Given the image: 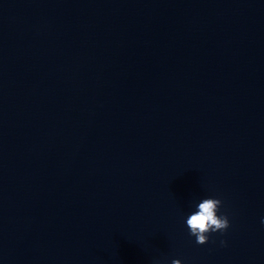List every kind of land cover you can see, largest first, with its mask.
Masks as SVG:
<instances>
[{
	"label": "water",
	"instance_id": "water-1",
	"mask_svg": "<svg viewBox=\"0 0 264 264\" xmlns=\"http://www.w3.org/2000/svg\"><path fill=\"white\" fill-rule=\"evenodd\" d=\"M262 218L264 0H0V264H264Z\"/></svg>",
	"mask_w": 264,
	"mask_h": 264
},
{
	"label": "clouds",
	"instance_id": "clouds-1",
	"mask_svg": "<svg viewBox=\"0 0 264 264\" xmlns=\"http://www.w3.org/2000/svg\"><path fill=\"white\" fill-rule=\"evenodd\" d=\"M222 200L216 197L202 199L186 219L189 233L196 237L197 244H205L209 240V234L223 232L230 226L227 215H218ZM264 223V218L261 220ZM221 243H225L221 241ZM172 264H182L180 259H174Z\"/></svg>",
	"mask_w": 264,
	"mask_h": 264
}]
</instances>
